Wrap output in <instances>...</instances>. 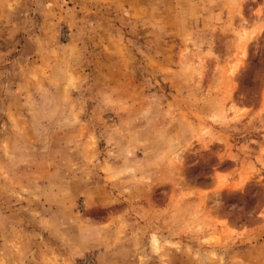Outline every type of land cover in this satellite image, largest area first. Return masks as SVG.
<instances>
[{
  "label": "rangeland",
  "instance_id": "rangeland-1",
  "mask_svg": "<svg viewBox=\"0 0 264 264\" xmlns=\"http://www.w3.org/2000/svg\"><path fill=\"white\" fill-rule=\"evenodd\" d=\"M0 264H264V0H0Z\"/></svg>",
  "mask_w": 264,
  "mask_h": 264
}]
</instances>
